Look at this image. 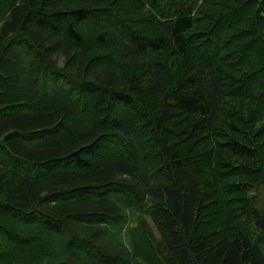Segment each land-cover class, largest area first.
<instances>
[{
    "label": "trees",
    "instance_id": "trees-1",
    "mask_svg": "<svg viewBox=\"0 0 264 264\" xmlns=\"http://www.w3.org/2000/svg\"><path fill=\"white\" fill-rule=\"evenodd\" d=\"M258 187L264 0H0V264H264Z\"/></svg>",
    "mask_w": 264,
    "mask_h": 264
},
{
    "label": "rangeland",
    "instance_id": "rangeland-1",
    "mask_svg": "<svg viewBox=\"0 0 264 264\" xmlns=\"http://www.w3.org/2000/svg\"><path fill=\"white\" fill-rule=\"evenodd\" d=\"M112 21V20H111ZM110 22V21H109ZM113 22V21H112ZM231 22V21H230ZM229 24V21L227 22H225V26H227ZM130 26H132V24L130 25ZM224 26V27H225ZM89 28L91 29V28H93V24H91V27L89 26ZM259 49V47L257 48V50ZM100 63H102V64H104L103 62H100ZM263 80V79H262ZM259 83V80L257 81L256 80V82H254V83ZM259 188V191H255L254 193H250V196H252V197H254L255 196V194H256V200H258V199H262L263 200V196H264V194H263V189H261V187H258ZM223 207H218V206H216V207H213L212 209H211V211L213 212V213H215V215H216V213H217V215H219V213H220V211L222 210L223 211ZM223 213V215L225 216V214H224V212H222ZM213 217H210L209 219H207V220H210V219H212ZM66 224H67V226H70V223L67 221V223L66 222H62V226H64V229H65V233H57L56 235H59L60 236V238H65V234H67V237L66 238H69L72 234L70 233V232H67L68 231V228L66 227ZM73 234H75V233H73ZM37 244L35 243V246H36Z\"/></svg>",
    "mask_w": 264,
    "mask_h": 264
}]
</instances>
